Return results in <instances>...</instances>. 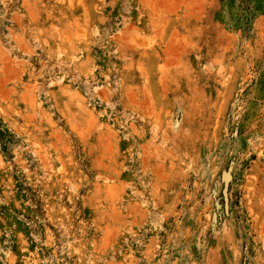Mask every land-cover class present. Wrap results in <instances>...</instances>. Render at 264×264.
I'll return each instance as SVG.
<instances>
[{
    "label": "rangeland",
    "instance_id": "374dc122",
    "mask_svg": "<svg viewBox=\"0 0 264 264\" xmlns=\"http://www.w3.org/2000/svg\"><path fill=\"white\" fill-rule=\"evenodd\" d=\"M0 264H264V0H0Z\"/></svg>",
    "mask_w": 264,
    "mask_h": 264
}]
</instances>
